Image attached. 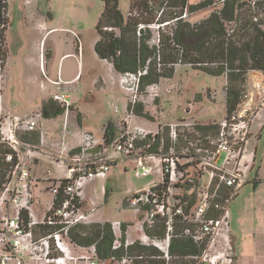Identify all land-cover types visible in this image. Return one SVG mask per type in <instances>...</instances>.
<instances>
[{"label":"rangeland","instance_id":"obj_1","mask_svg":"<svg viewBox=\"0 0 264 264\" xmlns=\"http://www.w3.org/2000/svg\"><path fill=\"white\" fill-rule=\"evenodd\" d=\"M202 1L203 0H189L188 3L193 6ZM214 1L215 3L213 5H209L205 8H197L191 13L186 9L184 12L186 13L184 20L190 24L201 22L210 14L221 8V3H219L218 0ZM241 1L243 3L239 10V20L241 21L247 15H250L249 17H256L253 21L262 22L261 28L264 29V0ZM130 2L131 0H118V9L124 19L127 17ZM253 2L255 3L253 4ZM102 6V0H6V17L8 19V24L3 31L6 57L4 67L0 73L1 93L7 94L9 98L11 97L10 93L13 86L11 70L15 62L21 63L24 57L28 55H31L34 59H38V61L40 59L51 61L53 56L58 54V52L61 54L69 50L73 38L69 36L70 30H66L68 28L74 30L76 34L79 35L81 48L82 44L84 48L85 62L88 64L93 56L94 41L97 37L95 28L97 20L102 12ZM158 15L159 11L157 13V16ZM35 25L38 26L40 29L39 31L34 30L36 29ZM148 28L150 33L145 29H143L144 33L137 32L136 48L138 49V44L141 40H144L150 47H155V49H157L155 53L156 56H152L151 58L155 64L151 67L158 69V72H162L163 74L168 73L169 69H173V72L170 77H161L156 83L143 86L140 84L137 99L133 104L129 102L128 95L118 84L120 72L115 77V82L112 86L116 87L118 94H120L119 97L123 99L126 105L124 104L125 107H122L123 109L121 111L119 105L114 107L113 111L115 113V109H118L119 120V118L130 111L128 108L129 104H131L132 112L135 111L138 104H142L144 114L138 116L132 113V121L152 130L158 125L163 127L165 137L164 147H166L169 145L167 131L168 124L170 123L189 121L190 123H210L211 125L213 124L211 122L212 120L217 121L226 118V78L224 75L213 74L181 61L175 64L165 65L159 63L162 56L167 59L169 58L172 49L162 50V48L157 46V30H155L153 25L148 26ZM103 31H110L114 33V35L119 36V30L117 29L104 28ZM163 31L165 34L171 36L172 29L170 26L164 27ZM45 32H47V34L44 39H42ZM72 32L73 31H71V33ZM76 44L74 52L76 50ZM177 50L181 52L180 47H178ZM260 73V71H252L246 78L244 92L252 97L250 109L246 113L249 124L251 123L254 112L264 105V95L260 92V88H258V86H264V75L261 73L262 76ZM19 81L20 78H17L16 86H24L21 81L19 84ZM84 82L85 79L80 83V86H83L85 84ZM87 90L91 91V87L88 86L87 89L84 90V94ZM74 93H76V97L79 98H81L83 94H81L80 91H75ZM241 100L237 108V114L242 112L248 97L245 98L242 95ZM12 102L16 104L23 103L27 106L32 105L31 99H19L16 97L12 99ZM78 104L85 105V107L91 111H93L92 108H94L95 112L98 107H102L99 100H82L80 103L78 102L77 105ZM70 108L71 115L73 117H75V115L77 116V112L72 109L73 107L70 106ZM108 109L109 108H106L107 113L109 112ZM91 111L87 112V114L92 117L91 122H93L92 124L94 125L91 126L98 131L97 129L100 128L98 124L100 120L98 119V115L96 113L92 114ZM65 112L66 109H64L61 115L64 114V120L67 124ZM63 116H61L59 120H62ZM169 121L171 122L167 123ZM152 125L156 126L152 128ZM211 127L212 128L206 131L207 133H215V126ZM61 128L62 127H60V130H62ZM201 128H203V126H201ZM249 141L250 150H255L256 154L255 166L248 172L245 185L239 188L235 197L230 200L228 205L225 201H222V196L226 193L224 188H220L216 195H214V184L210 185L205 190L209 198V201H207L208 208L213 205V210L207 208L201 216L200 221L202 220V222H204L205 219L207 220L208 218H219L223 215V208L227 205V211L229 213L228 229L230 245L228 242V246H226V242L222 240L220 234L223 233L225 229H219L220 235H214L213 233L206 234L203 242L197 244L200 251L198 256H173L169 253L166 255L162 248L165 244L160 245L165 239L166 232V228L162 222L159 220L155 221L151 227H148L147 222L142 221L144 218L143 214L135 213L126 205H121L120 211L117 210V205L125 198L123 191L128 185L139 186L146 180L157 179L158 174L153 173L145 178L135 176L133 170L134 162L131 160H127V170L125 172L123 171L122 164L113 166L105 183L107 188H111L108 201H106V204L98 205L95 214L103 216L104 220H107L102 222L113 223V230L116 238L114 243L118 251V253H114V256L119 260L132 259V264H216L221 261L227 262L224 258L226 257L228 259L229 256L232 258L231 264H264V180L259 184L254 182V179H256L259 174L257 173L259 167H261L260 174L264 179V132H262L259 141L258 136L255 137L254 135H250ZM62 143L66 144V137L60 135L59 144ZM33 146L49 149L48 147L42 146L40 143ZM49 152L52 158H57L56 152L50 149ZM97 152L98 150L95 153H87V155L93 158ZM221 160L222 159H220L219 163ZM201 174H199V176ZM63 176L64 173L62 174V177ZM208 177L207 173H204V177L200 176L202 184L206 182ZM47 179H49L48 176ZM52 184L51 181H48L45 183L46 188L43 187V184H40L37 189H34L33 210L35 214L40 213V216H42L43 212L49 208L48 203L52 201L54 194L49 191L47 187L50 188ZM198 191V189H195L196 194ZM1 194L2 192L0 195ZM197 198L196 196L194 201H192L194 210L196 207L202 205L199 201H196ZM122 203H124V201H122ZM90 204L91 201H83L81 204L82 211L85 213L89 212L91 208ZM216 205L218 206L216 207ZM37 218L39 217L35 215V219ZM138 222L142 225V230ZM202 222H198V225H201ZM95 223L98 222H95L93 217L90 216L89 222L85 223V225H93ZM188 226L192 232L198 230L197 225L189 224ZM186 227L187 225L177 223L172 228V237L170 241L172 239L182 241L189 239L184 233V228ZM123 228L125 229L124 231ZM34 232L33 238L38 239L43 230L38 228L35 229ZM160 232L164 234L160 236ZM140 234L143 235L141 239L139 238ZM122 235H125L124 244L121 243ZM126 236H128V239L132 240L130 244L127 243ZM154 243H157V245ZM131 245L134 249L128 248ZM138 247H145V249L142 251L138 249ZM122 248L123 250H121ZM73 252L76 254L84 253L77 248H75ZM19 256H21V264H26L29 258H31V264H39L38 252L30 253L25 251ZM16 262L17 260L12 264Z\"/></svg>","mask_w":264,"mask_h":264},{"label":"built area","instance_id":"obj_2","mask_svg":"<svg viewBox=\"0 0 264 264\" xmlns=\"http://www.w3.org/2000/svg\"><path fill=\"white\" fill-rule=\"evenodd\" d=\"M185 15L186 13H183L181 17L184 18ZM164 24H151L157 30V46L158 30L159 27H164ZM140 28H144V25L138 26V29ZM73 35L80 51V37L76 33ZM1 71L0 68V73ZM145 73L146 69L120 74L118 84L128 95L131 104L137 99L140 78ZM258 88L264 95V86ZM242 95L248 97V100L241 113L237 114L235 110L230 117L226 116L225 119L212 122L211 125L189 121L168 124L169 145L166 147L163 127L158 125L152 130L133 122L131 104L128 105L130 111L122 116V119L115 121L111 140L108 143L103 142L93 158L87 155V149L95 146L97 140L87 131L78 132L81 145L77 151L67 152L66 144L58 142L57 158L53 159L64 164L65 173L62 179L50 186L49 191L54 194V199L57 197V201L50 202L49 208L40 219H35L34 215L31 174L32 159L38 148L22 142L16 131H39V143L43 145V134L37 124L42 114L36 112L30 117L11 119H3L0 115V140L13 151L5 157L11 165L0 195V264H12L15 260H17L15 264H21L19 255L25 251L38 252L39 264H132V259L119 260L115 256L101 259L96 254L94 244L87 247L75 245L69 237V230L72 227L89 222L90 213L95 207L91 202L93 206L90 211L87 213L82 211L84 188L92 179L104 177L116 163L117 159L112 157L111 153L121 155L123 160L134 162L133 170L137 177L158 174V178L151 180L146 186L129 191L122 200L124 201L122 205H126L135 213L143 214L142 221L147 222L148 227L155 221L162 222L166 232L165 239L160 245L165 244L162 248L166 255L169 253L172 228L177 223L187 225L184 233L195 244L202 243L206 234L213 233L221 234L226 246L228 242L230 245L227 205L247 181L254 160V151L249 149L251 123L249 124L246 118L252 97L244 91ZM53 100L68 111L67 96L57 94L53 96ZM115 113L118 114V109H115ZM211 126H215V133L206 132L212 128ZM66 133L64 121L61 134L64 137ZM220 159L222 160L219 163ZM204 173L209 177L202 184L200 176L204 177ZM46 174L48 178L51 177L49 170ZM213 184L214 195L220 188L226 190L222 201L227 205L223 208L222 216L216 219L208 218L202 222L200 218L208 208L209 201L205 190ZM195 189L199 190L197 194ZM196 196L198 197L196 201L202 205L194 210L192 201ZM208 209L213 210V205ZM198 222L202 224L198 225ZM109 223L113 230V223ZM189 224L197 225L198 230L192 232ZM38 228L43 232L40 238L34 239L33 233ZM219 229L225 231L219 234ZM75 248L84 253H74ZM116 248L113 243L112 249ZM224 259L227 262L221 261L216 264H231L230 256ZM26 264H31V258Z\"/></svg>","mask_w":264,"mask_h":264},{"label":"trees","instance_id":"obj_3","mask_svg":"<svg viewBox=\"0 0 264 264\" xmlns=\"http://www.w3.org/2000/svg\"><path fill=\"white\" fill-rule=\"evenodd\" d=\"M102 2L103 11L96 25L98 40L94 46L95 52L101 59L109 60L118 72H138L146 69V73L140 78L142 86L156 83L161 77H170L173 72V69H169L168 73L163 74L151 67L155 64L151 59L152 56H156L155 47H150L141 40L138 49L136 48L137 32L144 33L143 29H145L150 33L148 26L152 23H165L164 27L170 26L172 29L170 36L165 34L164 27H159V47L162 50L172 49L169 58L162 56L159 63L165 65L181 61L195 68L225 76L227 117L237 110L242 101L248 73L260 71L264 75L262 22H254L253 19L256 17H249L250 15L239 20V10L243 3L241 0H218L222 5L221 8L195 24H190L181 17L185 9L191 13L197 8L213 5L214 0H203L193 6L189 5V0H131L126 19L118 9V0H102ZM7 24L6 1L0 0L1 70L6 56L3 31ZM139 25H144V28L138 29ZM104 28L119 30V36L110 31H103ZM178 47L181 48V52L177 50ZM128 108L130 109V106ZM63 112L64 107L52 99L44 103L41 109V114L45 118L55 117ZM133 113L142 116L144 114L142 104H138ZM111 137L112 126L108 124L104 130V142L108 143ZM28 141L34 144L36 138L33 136ZM12 152V149L0 140V192L11 165L5 157ZM54 201H57V197ZM163 234V232L159 233L160 236ZM69 237L75 245L87 247L94 244L96 254L101 259H107L118 253L117 249H112L116 238L109 222L76 225L69 230ZM124 241L125 235H122L121 243L124 244ZM128 248L134 249L132 245ZM138 249L143 251L145 247ZM168 252L173 256H198L200 253L197 244L191 239L184 241L172 239Z\"/></svg>","mask_w":264,"mask_h":264},{"label":"crops","instance_id":"obj_4","mask_svg":"<svg viewBox=\"0 0 264 264\" xmlns=\"http://www.w3.org/2000/svg\"><path fill=\"white\" fill-rule=\"evenodd\" d=\"M35 27L36 29L34 30L36 31L40 30L37 25H35ZM52 29H56V28H52ZM66 30L68 31L70 30L69 36L73 38L72 45L70 46L69 50L62 52L61 54H59L58 52V54L53 56V59L51 61H47V60L44 61L41 59L38 61V59H34L31 55H28L24 57L21 63L15 62L13 64V68L11 70V78L13 85L10 93L11 97L9 98L7 94L5 95L1 93L0 115L3 119H7V118L11 119L12 117H19V118L30 117L33 113L36 112L41 113L43 104L46 103L49 99L53 100L54 95L63 94L67 96V100L70 106L73 107L72 109H74V111L77 112V116L75 115V117H73L70 113L71 112L70 106L68 108V111L65 112V116L67 118V124H66L67 133L65 136L66 151L67 152L77 151L81 145V141H80L81 139L78 132L87 131L91 133L94 137H96L97 140V144L92 148L87 149V153H95L97 150L98 151L100 150V146L104 142V138H103L104 130L108 124L112 126V135H113L114 124L119 116L117 113H114L113 111L114 107H117L119 105L120 111L125 107L124 106L125 103L123 99L119 97L120 94H118V90L116 89V87L112 86V84L115 82L114 80L115 77L120 72L114 69L112 63L109 60L101 59L95 52V48L93 51V56L91 58V61L87 64L85 62L83 44L81 50L79 51L78 45L76 44L77 42L75 41L74 35L72 34L76 32L69 28ZM71 31L73 32L71 33ZM47 32L43 34L42 39H44ZM96 35L97 37L96 40L94 41L95 43L98 40L97 32ZM75 44H76V50L74 52ZM17 78H20V81L24 86H20V85L19 87L16 86ZM83 79H85L84 82L85 84L83 86H80V83L83 81ZM55 81H59L60 83L54 84ZM88 86L91 87V91L87 90V92L84 94V90H86ZM75 91H80L81 94L83 93L82 97L81 98L76 97L75 95L76 93H74ZM16 97L19 99L21 98L31 99L32 105L27 106L24 105L23 103L16 104L15 102H12V99ZM82 100L83 101L99 100L102 107H98L96 112L94 108H92L93 111L88 110L87 107H85V105L83 104L77 105V103L78 102L80 103ZM106 108H109L108 113L106 112ZM89 111H91L92 114L96 113L98 115V119L100 120L98 124L100 128H98L97 130L99 132L96 131L91 126L94 124H92L93 122H91L92 117L87 114V112ZM63 115H57L55 117H49V118H45L41 116V118H39L37 121L38 129L41 130L44 138V144L42 146L48 147L50 150L56 153L58 151L59 136L62 135L60 127H62V124L65 121ZM61 116H63V118L62 120H59ZM170 122L171 121L167 123ZM211 122H215V120H212ZM207 124H202V125H207ZM154 126L156 125H152V128H154ZM262 132H264V105L260 107V109L255 111V114L253 115L250 125V133L255 137L258 136V141L261 139ZM16 135L18 136L19 139H21L22 142L26 144L35 145L39 143V131L30 132L24 130H17ZM33 136L36 138V143L34 144L28 141V139L32 138ZM49 149H45L44 147L41 148L40 146H38V151H36L33 156L32 164H31V174L33 177V194H34V189L35 188L37 189V187H39L40 184L41 185L43 184L44 185L43 187L46 188L45 183H47L48 181L54 183L57 180L62 179V174L65 173L64 164L55 161L51 157V153L49 152ZM253 151H254V160H253V166L250 168V171L255 166L256 154H255V150ZM111 156L117 159L116 163L113 166L117 164H122L123 171L125 172L127 170V165H126L127 160H123L122 156L119 154L111 153ZM112 167L104 177H97L95 179H92L85 185L84 188V197L81 201L87 200L94 203L95 208L90 213V216L93 217V220L95 222L107 221L104 220L103 216H99L95 213L97 212L98 205L106 204V201H108V195L109 192L111 191V188H107V186H105V183L108 179V174L112 171ZM258 169L259 171H257V173L259 174L257 175L256 179H254V182L256 184H259L262 182V180H264L260 174L261 167H259ZM47 170H49L51 173V177L49 179H47V174H46ZM145 177H141V178H145ZM151 180L154 179L146 180L144 183H142L139 186L128 185L127 188L124 189L123 194L126 197L129 191L135 188L144 187L149 182H151ZM47 189L49 188L47 187ZM53 200L54 197L52 201ZM121 203L122 201L120 202L119 205H117V210L119 211L122 205ZM48 205L50 206V203H48ZM92 206L93 205L90 204V207ZM45 212L46 211L43 212L42 216L44 215ZM34 215L39 217L37 219H40L42 217L40 216V213L35 214L34 212ZM138 225L139 227H141L140 222H138ZM142 237L143 235L140 234L139 238L141 239ZM126 240L128 244L132 242V240L128 239V236H126Z\"/></svg>","mask_w":264,"mask_h":264},{"label":"water","instance_id":"obj_5","mask_svg":"<svg viewBox=\"0 0 264 264\" xmlns=\"http://www.w3.org/2000/svg\"><path fill=\"white\" fill-rule=\"evenodd\" d=\"M102 262H103V260H102Z\"/></svg>","mask_w":264,"mask_h":264}]
</instances>
